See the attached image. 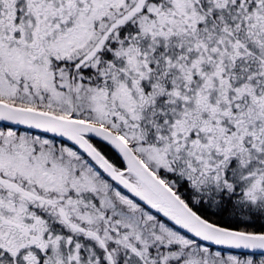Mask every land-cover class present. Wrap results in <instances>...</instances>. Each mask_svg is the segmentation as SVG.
<instances>
[{"label":"snow or ice","instance_id":"snow-or-ice-1","mask_svg":"<svg viewBox=\"0 0 264 264\" xmlns=\"http://www.w3.org/2000/svg\"><path fill=\"white\" fill-rule=\"evenodd\" d=\"M0 264H264V0H0Z\"/></svg>","mask_w":264,"mask_h":264}]
</instances>
